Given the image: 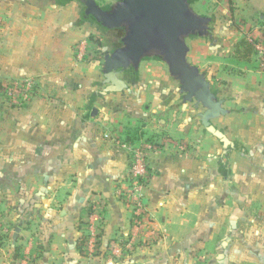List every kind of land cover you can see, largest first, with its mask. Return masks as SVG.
<instances>
[{
    "label": "crops",
    "instance_id": "obj_1",
    "mask_svg": "<svg viewBox=\"0 0 264 264\" xmlns=\"http://www.w3.org/2000/svg\"><path fill=\"white\" fill-rule=\"evenodd\" d=\"M226 2L208 14L219 44L195 60L196 43L205 42L196 39L191 55L232 110L219 122L240 136L224 157L168 76L145 78L126 96L99 95L100 64L77 61L73 48L91 50L94 35L107 32L83 20L77 2L0 4L5 23L20 24V71L0 69V76L34 82L22 108L0 115V220L18 221L0 264H10L27 240L32 264H115L110 254L121 255L120 244L133 256L118 264H264V75L247 43L264 32V0ZM149 65L142 77H153ZM138 129L144 135L136 138ZM152 136L160 145L148 155L152 175L137 224L135 206L115 190L129 172L128 149ZM246 149L255 159L242 155ZM96 202L105 224L93 239Z\"/></svg>",
    "mask_w": 264,
    "mask_h": 264
},
{
    "label": "water",
    "instance_id": "obj_2",
    "mask_svg": "<svg viewBox=\"0 0 264 264\" xmlns=\"http://www.w3.org/2000/svg\"><path fill=\"white\" fill-rule=\"evenodd\" d=\"M73 1L83 6V20H90L107 32L114 44L103 55L101 95L130 91L123 77L125 72L137 74L139 79L148 61L159 63L174 84L182 105L199 111L202 127L222 144L223 157L235 149L227 130L218 124L232 110L191 57L194 40L215 39L216 18L203 12V0ZM113 34L119 35L117 41Z\"/></svg>",
    "mask_w": 264,
    "mask_h": 264
},
{
    "label": "rangeland",
    "instance_id": "obj_3",
    "mask_svg": "<svg viewBox=\"0 0 264 264\" xmlns=\"http://www.w3.org/2000/svg\"><path fill=\"white\" fill-rule=\"evenodd\" d=\"M4 1L5 0H0V4L4 3ZM103 1L104 0H98V2H103ZM226 1L227 0H218V1H216V0H213V1L212 0H203V2L201 3V9L207 14H209V12L213 13L214 10H216L218 8H222V6H226L228 4ZM70 2H75V1H73V0H56V3H61V4L70 3ZM77 3L79 5H81L79 2H77ZM230 4H232V3L230 2ZM82 8H83V6H82ZM82 10L84 13V8ZM4 16H5V14L0 13V69L6 68V70H8V71L19 72L20 71V43L18 41L20 40V24H18L13 19L11 14H9V16H11L12 18L7 20V22L5 23L6 20L4 19ZM221 18L223 19L222 15H221ZM226 19L228 21L231 19L230 13H228ZM234 24H235V22H234ZM6 25L8 26V28ZM235 27H237V26L235 25ZM214 35H215V39H214V41H211L210 43L208 41L196 43L197 45L200 44L201 47L200 48L198 47L195 51V54H194L195 60H197V55H200V54L204 55L207 58L209 56V53H210V51L208 50V47L210 46L212 48L215 46V44H219V42L216 43L220 38H218V40L216 41L217 36H218V31L215 28H214ZM7 40H10L8 44H6ZM92 41L96 45L95 48H93L91 50L89 48H87L86 49V55L89 57L86 59H83V61H81V62H85V63H89V62H93V61L97 62L100 64V68L102 70L103 55L105 54V52H107L108 50L113 48L114 44L111 40V37H109V35L107 33H104V32L100 33V35H94V37L92 38ZM213 43H215V44H213ZM79 44H76L73 48L74 56H75L76 60H77V56H76L77 54L76 53L78 52ZM212 51L215 53V50L212 49ZM212 51H211V54H212ZM249 51L251 52L250 56H252V59H253L255 65H257V63H256L257 60H256V57H255L254 52H253L251 47H250ZM149 64H151V65H149ZM153 64L154 65H152V63H150V61L147 62V65H149L150 68H153V70H154L153 77L150 75L152 73H150L149 75H148V73H145L143 75V77L141 76L142 79L139 81H136L134 79L135 78L134 76H129L128 79L125 78V79H127V82L129 84V88L131 85H137V84L144 83V81L142 82V80L145 78H147L146 81L149 83V81H153L156 78H160L159 77L160 75L161 76H167L164 69L160 66L159 63L153 62ZM226 67H228V66H226ZM202 71L208 73L209 70L203 69ZM145 75H148V76L146 77ZM0 78L14 79V80L20 81V76H16V77L0 76ZM99 78H101V79L94 81L93 85H95V84L98 85V89L101 92L104 89L103 87L100 86L101 82L103 80V75L101 74ZM146 81H145V83H146ZM153 82L155 83V81H153ZM170 82L172 83L171 80H170ZM124 94L126 96L127 92H125ZM17 109H20V108L11 107L7 102H2L0 104V115H1V113L5 112L6 110H17ZM223 122H225V121H223ZM218 124L222 128H226V130L228 132V138L230 140L231 139L233 140L234 138H239L240 135H239L238 131L236 130V128H234L233 126H230L229 124L227 125V127L222 125V123H220V122ZM137 131H138L137 135L134 137L139 138V136L144 135V133H140L139 129ZM142 137L144 138V136H142ZM147 139L152 140V141H156L155 137H153V136L148 137ZM156 142H158V144H160L159 140ZM220 147H221V145H220ZM220 151H221V149H220ZM242 155L245 158L248 157L252 160L255 159L254 153H252L250 151L248 152L247 149L242 152ZM228 162L229 161L227 160V163ZM254 163H255V161H254ZM4 209L5 208L0 206V214L1 215L6 213V210H4ZM14 223L15 224L11 223V225L9 224V226H8L7 223H3L0 220V248H5V250L7 252H8V247H10V241L13 240V237H11V234L15 233L14 226H16V225L18 226V221L14 222ZM120 246H121L120 251L123 250L121 255L116 254V253L110 254L111 260L112 259L113 260H115V259L119 260L116 263L114 262L115 264H118L121 261L124 262L125 260L130 259V257L133 256L132 249H128V247H126V246L124 247L123 244H120ZM19 249H20V246H19ZM16 250L14 251V255L9 257V260L10 259L12 260V262L9 261L10 264H16L15 261L19 260V258H20L19 253H18L19 250L17 251V253H15ZM99 264H103V263H99ZM105 264H107V263H105Z\"/></svg>",
    "mask_w": 264,
    "mask_h": 264
},
{
    "label": "built area",
    "instance_id": "obj_4",
    "mask_svg": "<svg viewBox=\"0 0 264 264\" xmlns=\"http://www.w3.org/2000/svg\"><path fill=\"white\" fill-rule=\"evenodd\" d=\"M262 31L264 28L259 27ZM263 32V31H262ZM258 37L252 35L247 39V43L252 48L254 55L259 63V69L264 75V32ZM77 60L83 61L88 58L86 55V45L79 44L78 52L76 53ZM34 93V82L32 80H14L0 78V104L7 102L11 107L22 108ZM158 141V140H156ZM143 139L139 144L134 145L128 149V161H129V172L124 180V185L116 188V196L127 205H134L136 209V223L141 224L143 215V190L148 187L152 172L150 171V165L148 155L154 149L158 147V142ZM160 143V142H159ZM101 202L92 204L94 210L95 219L93 222H98V232L93 235V231L89 229L88 237L96 239L102 234V228L105 224L103 213H98V208H101ZM30 241L27 240V244L23 245V249L19 253V260L15 261L16 264H32V257L26 250L30 245ZM86 245L84 244V248Z\"/></svg>",
    "mask_w": 264,
    "mask_h": 264
},
{
    "label": "flooded vegetation",
    "instance_id": "obj_5",
    "mask_svg": "<svg viewBox=\"0 0 264 264\" xmlns=\"http://www.w3.org/2000/svg\"><path fill=\"white\" fill-rule=\"evenodd\" d=\"M113 39H114L115 41H117V40L119 39V35H118V34H113ZM150 62H151V61H150ZM129 76H134V77H136L137 74H134V73H132V72H130V71H127V72H125V73L123 74V77H124V78H127V79H128ZM103 88H104V87H103ZM99 95H101V93H100Z\"/></svg>",
    "mask_w": 264,
    "mask_h": 264
},
{
    "label": "trees",
    "instance_id": "obj_6",
    "mask_svg": "<svg viewBox=\"0 0 264 264\" xmlns=\"http://www.w3.org/2000/svg\"><path fill=\"white\" fill-rule=\"evenodd\" d=\"M249 49V48H248ZM250 50V49H249Z\"/></svg>",
    "mask_w": 264,
    "mask_h": 264
}]
</instances>
